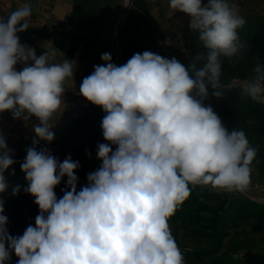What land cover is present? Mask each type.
<instances>
[{
    "label": "clouds",
    "instance_id": "9594fccd",
    "mask_svg": "<svg viewBox=\"0 0 264 264\" xmlns=\"http://www.w3.org/2000/svg\"><path fill=\"white\" fill-rule=\"evenodd\" d=\"M169 7L190 17L207 62L186 68L175 57L144 51L117 66L103 53L106 65L95 66L80 85L81 95L107 113L102 129L109 143L97 150L102 164L77 191L78 161L69 157L61 163L47 149L28 148L21 164L28 182L24 191L35 197L40 212L35 227L14 237L0 200V264H8L13 253L17 264H184L168 221L189 198V185L248 190L257 149L243 131L229 132L204 104L209 86L212 96L223 97L221 57L239 59L238 29L246 21L230 0H170ZM31 15L25 5L0 17V113L36 117V137L51 142L49 121L60 108L75 62L50 63L55 50L37 57L21 44L17 34L31 27ZM253 71L243 95L264 103V65L257 63ZM11 153L0 136V193L8 188L5 171L15 163ZM65 176L70 190L57 199L54 188ZM19 191L17 185L12 194Z\"/></svg>",
    "mask_w": 264,
    "mask_h": 264
},
{
    "label": "rangeland",
    "instance_id": "374dc122",
    "mask_svg": "<svg viewBox=\"0 0 264 264\" xmlns=\"http://www.w3.org/2000/svg\"><path fill=\"white\" fill-rule=\"evenodd\" d=\"M104 1L106 6L103 5L102 9H99L95 26L90 24V28H85V32L92 35L93 41L96 38H105L104 43L98 40V44L90 45V48L99 45L98 52H81L75 45L71 58L65 51L59 54L58 63L66 59L75 62L73 77L64 82V92L74 95H63L60 108L49 121L53 126L51 131L54 136L63 134L66 125L83 117L85 109L93 104L81 95L80 85L83 79L94 71L95 66L106 65L101 59L103 53H109L111 62L120 66L127 63L134 54H142L144 51L162 56L164 47L168 45L175 46L179 57L183 59H187L192 51H206L199 41L198 32L189 27L190 17L171 9L170 0H131L125 11L123 9L127 0ZM249 1L230 0V3L238 6L240 15L246 21L245 25L238 29L241 43L253 41L259 27H264V10H260L257 0ZM207 3L208 0H202V4ZM46 21L45 27L50 28L49 11ZM61 29L66 33L64 37L68 38L70 47L69 33L73 32L72 26L65 25ZM88 29L90 32H87ZM80 61L82 66L78 65ZM254 76L255 74L234 79L225 89L229 90L232 96L238 93L240 97L252 102L250 97L243 95V85ZM249 111H264V103ZM38 124L39 121L34 116L25 120L14 119L11 111L0 113V136H3L10 146L13 156L16 155L18 146L28 147L34 139L39 140L34 132V126ZM262 135L263 139L257 143L262 156L252 162L251 183L247 191L229 193L212 189L210 186L189 185V198L177 208L168 221L184 257V264H264V134ZM39 143H42L40 150L48 145V142L43 140H39ZM95 152L93 148L77 156L80 165L75 170L78 177L77 191L82 189L81 183L88 184L87 175L96 171L102 164L101 160L93 161ZM88 159L93 161L91 166L87 162ZM13 170L14 175L11 174ZM5 178L8 184V188L3 192V215L8 218L6 227L11 236H22L29 225L35 227V218L40 210L35 203V197L24 191L28 182L18 163L15 162L5 171ZM17 185L20 186V191L13 195V188ZM66 185L65 176L54 188L57 199L62 198L65 190H70ZM17 260L18 257L13 253L8 264H17Z\"/></svg>",
    "mask_w": 264,
    "mask_h": 264
},
{
    "label": "trees",
    "instance_id": "16d2710c",
    "mask_svg": "<svg viewBox=\"0 0 264 264\" xmlns=\"http://www.w3.org/2000/svg\"><path fill=\"white\" fill-rule=\"evenodd\" d=\"M243 48L237 60L235 57L229 59L227 57H221V91L223 97L216 98L212 96L213 89L209 86V97L204 100L205 106L210 105L214 111L221 117L224 127L231 132L232 130L243 131L249 140L251 146L257 149V156L255 159L261 158L262 154L260 149L258 150L257 143L263 139L264 134V111L260 113L250 112L249 109L255 110L260 103L256 104L252 101L240 97L238 93L232 96L231 92L225 89L232 80L240 77H247L254 75L253 68L257 63L264 65V27L260 26L257 35L253 41L241 43ZM164 58L171 59L177 58L187 68L190 65L195 64L199 69L207 62V50L206 51H192L187 56V59L179 57L178 49L173 45H168L163 49ZM203 57V58H202ZM190 76L195 79L193 72H190ZM107 113L101 106L92 104L89 108H86L83 117L73 120L69 125L64 128L63 134L54 136L53 141L48 142L47 149L54 157L58 158L59 162H63L65 159L71 157L73 161H77V156L82 153H87L93 148L95 154L93 155V161H99L97 158V150L99 144L109 143L104 139L102 120ZM7 147L10 149V146ZM42 143H31L28 147L18 146V150L15 156L12 155V159L18 163L21 170V164L25 161L27 155V149L35 147L37 151L40 150ZM112 150H116V145H111ZM44 149V148H42ZM90 159L87 160L89 166L92 164ZM22 174H25L21 170ZM83 181V179H81ZM81 183V188L85 187ZM3 193H0V198L3 200ZM6 206V205H5ZM10 232V231H8ZM7 247V244H6Z\"/></svg>",
    "mask_w": 264,
    "mask_h": 264
},
{
    "label": "crops",
    "instance_id": "0c3cea01",
    "mask_svg": "<svg viewBox=\"0 0 264 264\" xmlns=\"http://www.w3.org/2000/svg\"><path fill=\"white\" fill-rule=\"evenodd\" d=\"M248 2L250 1L248 0ZM104 3V0H0V17L7 18L18 8L29 5L32 10L30 17L31 27L25 32L17 34L19 40L21 44H27L33 48L37 57L44 54L45 51L51 52L55 50L56 55L50 60V63H58V57L62 51H65L69 58L72 57L75 45L81 52L86 51L91 54L98 52L100 49L99 45L96 48H90V45L98 44V40L103 42L105 38H96L93 41L92 35L86 33L85 28H90V24L95 26L98 11L100 8L102 9ZM257 3L260 4V10H264V0H257ZM105 9L107 10V8ZM48 11L50 12L51 20L50 28L45 27ZM65 25L72 26V31L74 32L69 33L70 47L67 41L68 38L64 37L66 33L61 29ZM87 32H90V30L88 29ZM89 59L91 60L90 56ZM29 63L31 64V62ZM82 64V61L78 63L80 66ZM23 66L17 64L15 68L20 71Z\"/></svg>",
    "mask_w": 264,
    "mask_h": 264
},
{
    "label": "water",
    "instance_id": "95a60500",
    "mask_svg": "<svg viewBox=\"0 0 264 264\" xmlns=\"http://www.w3.org/2000/svg\"><path fill=\"white\" fill-rule=\"evenodd\" d=\"M130 3H131V0H127L126 5H125L123 11H125V10L128 8V6L130 5ZM63 95H64V96H73L74 94L64 92Z\"/></svg>",
    "mask_w": 264,
    "mask_h": 264
}]
</instances>
